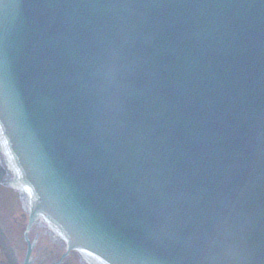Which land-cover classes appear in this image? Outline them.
I'll list each match as a JSON object with an SVG mask.
<instances>
[{
    "label": "water",
    "instance_id": "obj_1",
    "mask_svg": "<svg viewBox=\"0 0 264 264\" xmlns=\"http://www.w3.org/2000/svg\"><path fill=\"white\" fill-rule=\"evenodd\" d=\"M2 177L23 264H264V0H0Z\"/></svg>",
    "mask_w": 264,
    "mask_h": 264
},
{
    "label": "flooded vegetation",
    "instance_id": "obj_2",
    "mask_svg": "<svg viewBox=\"0 0 264 264\" xmlns=\"http://www.w3.org/2000/svg\"><path fill=\"white\" fill-rule=\"evenodd\" d=\"M8 211L7 216L12 221L15 231L18 235H21L24 238V231L27 224V214L23 209L22 202L20 201L18 195L12 190L8 184L6 178H0V211ZM5 211V212H6ZM3 221L0 218V229L3 231V234L0 232V239L3 240L4 233L6 230L3 229ZM32 239H35L36 233L31 232ZM43 242V244L38 245L35 248V263L34 264H48L46 261L51 260L53 262H58L59 257L63 254L62 251H53L48 244ZM4 244V243H3ZM44 247V248H42ZM51 264V262H49ZM61 264H78V262L72 258H64L61 260Z\"/></svg>",
    "mask_w": 264,
    "mask_h": 264
},
{
    "label": "rangeland",
    "instance_id": "obj_3",
    "mask_svg": "<svg viewBox=\"0 0 264 264\" xmlns=\"http://www.w3.org/2000/svg\"><path fill=\"white\" fill-rule=\"evenodd\" d=\"M0 218L3 221V229L6 230L7 233H4L3 237L6 252H9L7 255H10L12 264H20L24 258V244L20 236L16 233L12 221L2 210L0 211ZM0 232L3 234L1 229Z\"/></svg>",
    "mask_w": 264,
    "mask_h": 264
}]
</instances>
